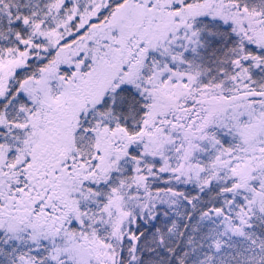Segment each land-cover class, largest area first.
Segmentation results:
<instances>
[{
	"label": "snow or ice",
	"instance_id": "snow-or-ice-1",
	"mask_svg": "<svg viewBox=\"0 0 264 264\" xmlns=\"http://www.w3.org/2000/svg\"><path fill=\"white\" fill-rule=\"evenodd\" d=\"M0 264H264V0H0Z\"/></svg>",
	"mask_w": 264,
	"mask_h": 264
}]
</instances>
